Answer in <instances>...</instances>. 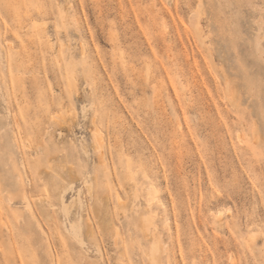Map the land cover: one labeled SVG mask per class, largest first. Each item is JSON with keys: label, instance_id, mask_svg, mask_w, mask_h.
<instances>
[{"label": "rangeland", "instance_id": "374dc122", "mask_svg": "<svg viewBox=\"0 0 264 264\" xmlns=\"http://www.w3.org/2000/svg\"><path fill=\"white\" fill-rule=\"evenodd\" d=\"M153 235L264 264V0H0V264H153Z\"/></svg>", "mask_w": 264, "mask_h": 264}, {"label": "bare ground", "instance_id": "6f19581e", "mask_svg": "<svg viewBox=\"0 0 264 264\" xmlns=\"http://www.w3.org/2000/svg\"><path fill=\"white\" fill-rule=\"evenodd\" d=\"M201 3V2H200ZM202 15V14H201ZM197 18V17H196ZM191 20V19H190ZM198 22H201V20H200V18H199V20H197ZM196 21V22H197ZM195 22V29H196V31L198 32V33H200L201 32V30H200V27H199V25H198V22L196 23ZM205 45V44H204ZM212 58V57H211ZM212 61V60H211ZM213 62V61H212ZM215 62V61H214ZM214 64V63H213ZM226 79V78H225ZM226 85H227V83H226ZM229 85V84H228ZM227 85V86H228ZM226 86V87H227ZM228 88V87H227ZM233 99H235L234 97H232ZM232 99V100H233ZM235 101V100H234ZM232 103V102H231ZM234 103H236V101L234 102ZM233 106H236L237 104H232ZM121 198V197H120ZM148 220H150V219H148ZM149 222H151V221H149ZM144 227V226H143ZM146 229V228H145ZM146 231V230H145ZM145 233V232H144ZM153 238H154V244H152V247H151V261H152V263L153 264H158V262H159V251H160V249H159V243H158V240L159 239H157V237H155L154 235H153Z\"/></svg>", "mask_w": 264, "mask_h": 264}]
</instances>
